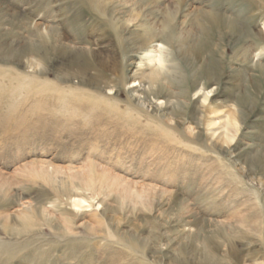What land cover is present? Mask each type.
Wrapping results in <instances>:
<instances>
[{
    "label": "rangeland",
    "instance_id": "obj_1",
    "mask_svg": "<svg viewBox=\"0 0 264 264\" xmlns=\"http://www.w3.org/2000/svg\"><path fill=\"white\" fill-rule=\"evenodd\" d=\"M149 34L164 92L198 84L160 123L124 104L158 67ZM41 42L49 65L17 61ZM82 65L115 102L61 84ZM0 248V264H264V0H0Z\"/></svg>",
    "mask_w": 264,
    "mask_h": 264
},
{
    "label": "bare ground",
    "instance_id": "obj_2",
    "mask_svg": "<svg viewBox=\"0 0 264 264\" xmlns=\"http://www.w3.org/2000/svg\"><path fill=\"white\" fill-rule=\"evenodd\" d=\"M108 16H109L108 21H113V13H110ZM111 24H113V23L111 22ZM229 27L230 26H228V28ZM147 31L143 30L142 35L143 36L148 35L149 32H147ZM151 38H154V36L150 35V34H149V38L144 37V39H143V46L144 47H143V49H141V50H143V52L140 54H142L141 57L145 58V60L148 63L152 62L153 60L157 61L158 67L155 68V72H154L155 74H154L153 78H151V80L145 86H143L141 88V85H140V88L137 89V91H133L130 94H127V99L124 101V104L129 105V106L134 105V103L138 104L139 106L142 107L145 115H148L149 118H152L156 122L160 123L167 116H170V115L175 116L184 107H190L191 106L188 103L189 99L187 97H188V94H190V95L192 93L197 94L198 84H192V85L188 86L189 88L187 87V85H185L186 87L184 86L182 88L183 84L179 83L180 89H179L178 93L173 92L171 94H166V92H164L165 85H167V84L172 85L169 83L170 77H169V74L167 73V70L164 67V66L168 65L169 61L166 57L161 55V53L156 54V53H152L149 50V47L146 45H149ZM134 45L131 47V50H132V48L134 49V47H135ZM29 54L38 55L41 64H43V65L46 64V66L49 65L48 48L45 47L42 44V42H41V45L38 46L36 50H31L30 52L25 51V52H22L21 54L17 55V57H18L17 61L20 62V60L21 61L24 60V58H26V56H28ZM2 62L3 63L5 62L6 65L12 63L9 59H4V60H2ZM139 63H141V62H139ZM45 67H43V68H45ZM138 68H139V66H137V70H138ZM25 69L30 70V73L33 75L36 74V75L41 76V75L47 74V71L45 69L34 70L32 68V64H30L28 61H25ZM67 75L68 76L65 78H60L61 84H69L72 81L77 79V83L80 84V86L94 88L99 93L101 92L100 94L105 95V97L103 96V98H105V100L115 102L116 98L115 97H110V98L107 97L106 95H108L109 93H106V91L104 90L107 88V89H109V91H113L114 86H109V84L104 82V81H100V80L93 79L92 77H88V68L84 67L83 65H82V67L80 66L79 68H77L76 71L68 72ZM211 81H212V79L209 80L207 82V84L211 85ZM208 85H206V86H208ZM47 88H49V87H47ZM47 88L42 90V92L44 93V92L48 91L51 93L52 96H55L54 94H56L57 89H56V91H54V89H47ZM200 90H206V88L200 89ZM117 92H118V90L115 89L114 94H116ZM135 92L139 93L137 98L133 97L132 93H135ZM172 96H174V97H172ZM171 98H174V100H171ZM153 100H156V101L160 100L163 102L164 105L163 106L153 105V102H152ZM206 101H207V97H206V95H204L202 97V101L200 102L201 105L204 106ZM244 111H247L246 107L244 108V110L240 111L241 114L245 113ZM211 125H213V124L210 123L209 126H211ZM227 125L232 127L231 129H234L235 132L236 131L238 132L239 127L237 126L235 120L234 121L232 120V118L228 120ZM207 126L208 125L203 126V127H207ZM206 133L204 135L206 136V138H208V141H210L214 147H217L218 145H220L219 142H214L215 140H213L214 136H215L214 132H212V134H210L209 136ZM235 136H236V134H232V132L227 131L220 137V141L222 140L223 143H226L225 148L227 149V151H229L230 145H231L232 141L235 139ZM193 138L196 141H198V143L201 141V138L198 135L194 136ZM220 147H223V146L220 145ZM0 250H1V248H0Z\"/></svg>",
    "mask_w": 264,
    "mask_h": 264
}]
</instances>
